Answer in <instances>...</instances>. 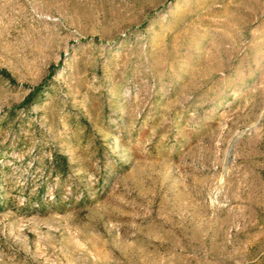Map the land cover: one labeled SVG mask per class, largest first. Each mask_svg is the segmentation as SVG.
<instances>
[{
    "label": "rangeland",
    "instance_id": "374dc122",
    "mask_svg": "<svg viewBox=\"0 0 264 264\" xmlns=\"http://www.w3.org/2000/svg\"><path fill=\"white\" fill-rule=\"evenodd\" d=\"M0 264H264V0H0Z\"/></svg>",
    "mask_w": 264,
    "mask_h": 264
},
{
    "label": "trees",
    "instance_id": "16d2710c",
    "mask_svg": "<svg viewBox=\"0 0 264 264\" xmlns=\"http://www.w3.org/2000/svg\"><path fill=\"white\" fill-rule=\"evenodd\" d=\"M57 161H59L58 163V165H62L63 163H65V158H62V160L61 159H58Z\"/></svg>",
    "mask_w": 264,
    "mask_h": 264
}]
</instances>
